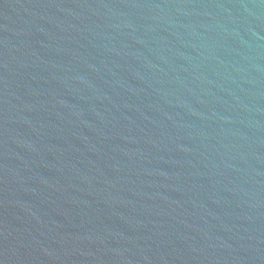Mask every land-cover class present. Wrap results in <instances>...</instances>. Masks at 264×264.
Returning a JSON list of instances; mask_svg holds the SVG:
<instances>
[{
  "label": "water",
  "instance_id": "95a60500",
  "mask_svg": "<svg viewBox=\"0 0 264 264\" xmlns=\"http://www.w3.org/2000/svg\"><path fill=\"white\" fill-rule=\"evenodd\" d=\"M0 264H264V0H0Z\"/></svg>",
  "mask_w": 264,
  "mask_h": 264
}]
</instances>
